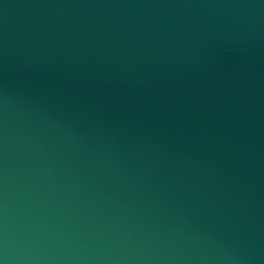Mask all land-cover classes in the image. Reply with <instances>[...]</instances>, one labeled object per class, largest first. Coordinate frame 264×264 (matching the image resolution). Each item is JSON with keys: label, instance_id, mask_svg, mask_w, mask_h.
Segmentation results:
<instances>
[{"label": "water", "instance_id": "water-1", "mask_svg": "<svg viewBox=\"0 0 264 264\" xmlns=\"http://www.w3.org/2000/svg\"><path fill=\"white\" fill-rule=\"evenodd\" d=\"M0 264H264V0H0Z\"/></svg>", "mask_w": 264, "mask_h": 264}]
</instances>
